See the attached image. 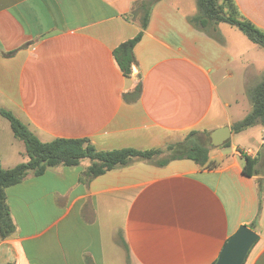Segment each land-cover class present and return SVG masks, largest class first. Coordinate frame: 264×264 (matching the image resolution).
Returning a JSON list of instances; mask_svg holds the SVG:
<instances>
[{
  "label": "crops",
  "instance_id": "1",
  "mask_svg": "<svg viewBox=\"0 0 264 264\" xmlns=\"http://www.w3.org/2000/svg\"><path fill=\"white\" fill-rule=\"evenodd\" d=\"M138 1L0 0V108L44 142L89 138L100 150L160 147L223 126L232 141L238 120L220 87L238 58L176 1L154 5L132 75L122 73L113 51L141 29ZM235 1L264 29V0ZM221 146L210 168L182 158L91 179L84 162L30 174L6 189L17 230L0 242V264H214L244 224L259 234L244 264H264V174L243 172V155L261 154L264 126L259 149Z\"/></svg>",
  "mask_w": 264,
  "mask_h": 264
},
{
  "label": "trees",
  "instance_id": "2",
  "mask_svg": "<svg viewBox=\"0 0 264 264\" xmlns=\"http://www.w3.org/2000/svg\"><path fill=\"white\" fill-rule=\"evenodd\" d=\"M158 1L140 0L137 2L133 14H140L141 29L135 36L119 44L113 51L114 58L126 77L132 75V66L136 63L134 47L142 38L148 26L152 9ZM197 4L199 12L190 16L189 19L199 29L220 40L218 27L223 22H227L238 26L253 42L264 47V29L245 18L240 13L235 0H197ZM141 92L142 83L140 81L130 93L138 99ZM250 97L252 110L244 118L233 123L234 132L244 131L257 123L264 126V79L251 89ZM0 114L10 121L15 137L23 141L27 159L26 162L10 168H4L0 164V242L12 236L17 230V224L8 204L6 189L22 182L30 174L39 176L50 167L76 166L84 162L85 159L89 160L85 171V175L89 179L129 165L136 160H158L159 165H165L174 159L188 158L201 167L216 166V163L210 158L212 146L199 130H192L183 139L160 147L149 149L122 147L100 150L89 138H56L44 142L12 111L0 108ZM230 143L229 140L223 146H229ZM162 154L166 156L156 159ZM260 165L264 166V155L260 154L258 157L243 155V172L246 175L264 174ZM258 192L261 208L264 197L263 178L258 179ZM253 226L254 223H252Z\"/></svg>",
  "mask_w": 264,
  "mask_h": 264
},
{
  "label": "rangeland",
  "instance_id": "3",
  "mask_svg": "<svg viewBox=\"0 0 264 264\" xmlns=\"http://www.w3.org/2000/svg\"><path fill=\"white\" fill-rule=\"evenodd\" d=\"M174 1L190 16L199 12L197 0ZM218 33L226 46L238 58L237 63L234 65L236 76L233 79L225 80L220 90L224 99L228 100L230 104L228 111L236 120H241L252 110L251 89L264 79V47L253 42L238 26L227 22L219 25ZM262 129V124H254L244 131L235 132L232 141L237 145H241L245 150L248 149L247 146L259 149ZM201 132L206 140H210L208 133ZM185 136L178 139L181 140ZM220 149H227V147L221 146ZM260 153L262 156L264 155V146ZM165 156V154H162L156 159ZM26 161L23 141L15 137L10 121L0 114V164L4 168H10ZM84 163L88 164L89 160L85 159Z\"/></svg>",
  "mask_w": 264,
  "mask_h": 264
},
{
  "label": "water",
  "instance_id": "4",
  "mask_svg": "<svg viewBox=\"0 0 264 264\" xmlns=\"http://www.w3.org/2000/svg\"><path fill=\"white\" fill-rule=\"evenodd\" d=\"M229 126L218 127L212 131L209 143L220 146L231 139ZM259 234L248 225H241L224 245L218 260L214 264H244L249 250L258 240Z\"/></svg>",
  "mask_w": 264,
  "mask_h": 264
},
{
  "label": "built area",
  "instance_id": "5",
  "mask_svg": "<svg viewBox=\"0 0 264 264\" xmlns=\"http://www.w3.org/2000/svg\"><path fill=\"white\" fill-rule=\"evenodd\" d=\"M248 152H249V153H252L253 151H251V150H248Z\"/></svg>",
  "mask_w": 264,
  "mask_h": 264
}]
</instances>
